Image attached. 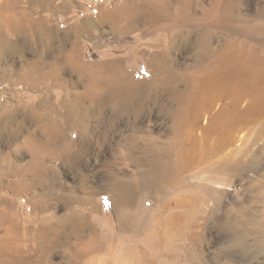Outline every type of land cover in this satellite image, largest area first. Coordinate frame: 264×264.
<instances>
[{
    "label": "bare ground",
    "instance_id": "1",
    "mask_svg": "<svg viewBox=\"0 0 264 264\" xmlns=\"http://www.w3.org/2000/svg\"><path fill=\"white\" fill-rule=\"evenodd\" d=\"M236 2L239 0H129L101 11V19L109 23L113 37L139 32L142 36H156L157 41H166L162 50L139 53L151 75L150 80H145L146 88L168 94L155 100L158 110L146 118H140L142 82L134 80L135 71L128 72V58L106 56L98 63L80 60L76 48L78 37L87 32L86 22L72 24L78 37L67 58L84 77L82 84L68 83L70 80L61 75L62 68L56 65L25 67V64V68L12 67V70L8 64L7 69L0 71V83L10 85H4L0 96L13 93L19 83L27 84L28 88H38L45 83L47 92L51 91L50 86L66 89L65 95L56 102L41 96L31 103L17 96L16 102L24 104L22 109H5L3 107L9 103L5 99L0 101V120L7 115L12 117L13 125L23 130L28 126L26 132L21 133L20 141L30 144L32 160L36 161L30 168L37 171L43 167L42 159L49 157L42 150L47 149L48 154L55 157L54 153L60 154L55 152L57 149L64 152L71 148L85 134L88 118L101 116L108 107L126 108L131 114L125 123L129 127L122 133L116 153L122 160L109 171V181L95 192L107 194L117 234L93 226L87 218L75 219L72 226L76 227L77 236L65 243L68 255L65 264H100L104 258L105 264H237L233 257L220 260L205 254L200 247L206 236L212 235V223L220 224L228 232V247L248 246L249 237L256 236L259 230L257 222L264 228V216L253 220L242 210V205L235 209L230 201L235 190L246 187L247 183L264 202V171L252 169L255 160L251 158L255 155L251 148H232V141L226 137L222 143L213 140L204 149L199 143L200 139L209 141L219 130L231 127L236 113L248 116L264 110L261 97L264 92V10L260 13L247 9L233 11ZM198 7L200 13L192 12ZM7 8L0 10L1 14L6 13L4 31L26 30L35 23L42 26L40 30L46 35H51L45 19L37 18L35 22L27 11L17 14L12 8L10 15ZM185 25L193 27L188 29ZM216 29L226 31L225 43L213 42L211 34ZM8 35H0V47L5 43L16 45L10 36L6 39ZM96 35L90 34L89 38L97 37L101 41ZM103 40L109 42L108 38ZM187 42L191 43L192 58L179 63L170 52ZM236 75L258 92L255 99H248L242 106L230 95ZM217 88L220 94L210 97L211 90ZM43 107L48 108L47 111ZM56 117L62 118L64 123ZM37 128L45 133V138L35 132ZM261 138L264 140V136ZM17 170H10L9 176L17 175ZM25 172L19 171L18 177L11 176L6 183L0 181V192L8 190L11 198L0 197L12 204L10 209L0 208L3 224L0 264H40L41 254L52 252L64 231L58 214L46 208L39 196L31 195V211L26 216L16 207L14 198L25 192L31 183ZM83 199L96 207L93 195ZM255 200L258 201V197ZM219 210H225L223 217L219 216ZM207 250L210 251L209 247Z\"/></svg>",
    "mask_w": 264,
    "mask_h": 264
},
{
    "label": "rangeland",
    "instance_id": "2",
    "mask_svg": "<svg viewBox=\"0 0 264 264\" xmlns=\"http://www.w3.org/2000/svg\"><path fill=\"white\" fill-rule=\"evenodd\" d=\"M127 1L129 0H13L14 5L11 4L8 6L9 14L12 8L13 13L17 14H21L24 10L27 11L30 14V19H34L35 22L37 18L45 19L47 25L49 24L48 26L51 29V31L49 30L51 35H46L44 30L41 31L42 26L40 28V26H37V24L32 22L31 23L35 26L32 25L29 28H26V30H17L13 33L11 31H5L6 35L10 34L6 36V39H9L10 36V38H13L16 41V45L13 46L5 43L3 47H0V71L7 69L9 65H11L10 68L12 70L16 67L22 68L25 64V67L56 65L62 68L61 75L65 76L67 80H70L68 83L78 82L79 84H82L84 77L76 71L67 58L71 46L76 42L78 37L77 33L74 32L71 27L72 24L76 22L79 24L86 22L87 32L83 34L84 36H81L83 38L78 37L81 40L78 39L77 43L79 45L77 44L78 46L76 48L80 60L84 63H98L106 56L128 58V72L133 74L135 71L134 80L142 82L141 85L143 89L140 93L143 95V112H140V118H146L150 113L158 110L155 100L166 97L168 94L163 93L160 90L158 91V89L150 90L146 88L147 82H145V80H150L151 75L148 72L146 64L140 59L139 53L143 52V50H162L166 47V41L164 39L157 41V39H155L156 36H142L139 32L124 35L123 37L119 36L118 38L113 37L112 33H110L109 23L101 19V11L104 9H110L114 5H119ZM136 1L140 2L141 0ZM263 4L264 0H239V2H236L235 7H233V11H243L247 9L252 13H260L264 10L262 7ZM2 7L3 5L0 0V8ZM192 12L197 14L198 12L200 13V7L197 9L193 8ZM185 27L191 29L193 25H185ZM90 34H97L102 38L101 41H99L97 37L92 40L89 38ZM103 38H108L109 42L104 43ZM123 38H125V41ZM211 38L214 43L217 41L223 43L224 41L226 42L228 36L226 31L216 29L212 32ZM18 39L19 41L17 42ZM18 43H22V45ZM190 44V42H187L186 44L182 43L181 46L173 49L170 52V55L179 60V63L191 60L192 47ZM4 85L8 86L7 83H0V90L5 87ZM23 85L19 83L14 86V90H12L13 93L8 91L12 94L6 93V95L0 96V101L5 99L7 104L9 103V106L6 105L7 107L5 106L3 108L10 109L15 107L22 109L21 105L24 104H18L16 102L17 96H19V98L23 96L22 99H29L31 103L40 99L41 96L44 99L48 97L50 102H56V100H60L66 93V89L56 86L55 88L54 86H50L51 91L47 92L46 89L48 85L45 83L40 85L41 88H28L27 84L26 86ZM67 89H70V87H67ZM211 92L212 94L209 95L210 97H216L220 94L218 88L217 90L212 89ZM256 93L258 92L253 91L248 81L240 79L237 75L235 76L230 90L231 99L234 102L237 101L238 104L242 106L248 99H255ZM261 97L264 98V92L261 94ZM44 108L45 107H43V109ZM47 109L48 108H45L44 110L47 111ZM236 114V120L231 127H225L226 129L223 128L219 130L216 137H213L209 141H207V139H200L199 143L204 149L208 147L213 140L214 142L222 143L223 139L226 137L227 140L232 141L230 146L232 148L236 147L237 149H245L246 147H250L252 154L254 153L255 155L251 160H255V163H257V165H255V163L253 164L254 167H252V169H260L264 171V140L262 139L264 136V110H262L261 113L258 112L257 114L255 113L248 116H240L238 115L239 113ZM130 115V112L126 108L115 110L112 107H108L104 109L101 116L88 118L86 120L87 130L85 131V134L81 139H78L75 145L71 148H67L64 152H60V150L57 149L55 152L60 154L56 155V153H54L55 157L48 154L47 149H44L45 152L42 150V153L49 157H44V159H42L41 163L44 164L43 167L38 169L40 172L30 168L35 164L34 162H36L35 160H32V149L30 144L20 141L23 139L22 136H20L21 133L23 135L28 126L23 130L20 126L18 127L10 122L12 121V117H6L7 115H4L3 117L1 116L0 172L3 174L0 173V181L6 183L7 179L12 176H9L8 173L15 168H18L16 171L18 176L19 171L20 173L26 171L25 174H27V178L29 179V182L31 180V183L25 192L14 198L16 207H19L22 215L26 216L31 211V204L29 202L30 198L33 195H37L43 205H46V208L54 210L56 215L58 214V219L60 223L63 224H61V226L64 231L59 235L57 239L58 243L53 247L54 249H52V252L41 254L39 258L40 264H65V260L68 257L66 253L67 247H65V245L69 241H72V239H75L77 229L72 225L77 221L75 220L77 218H87V221L92 223L93 226L96 225L100 229H110L113 235L114 233L117 234L114 229L115 219L107 200V194L104 193L98 195L95 192L102 188L103 183L105 185L106 182L109 181V173L116 165L120 164L118 162H121L122 160L116 153H118L120 148L121 135L123 132H126V129L129 127L125 125V123L128 118H131ZM56 118L60 123H64L63 120H61L62 118ZM62 125L66 126V124ZM35 130L36 133L45 138L46 135L45 133H42L43 131L40 128ZM260 138L262 140H260ZM24 165H26L25 168H23ZM17 175H13L12 177L16 178L18 177ZM259 179L262 178L259 177ZM245 184L247 189L245 185H243L242 188H237L234 194H232L230 200L231 206L236 209L238 206L242 205V210H245L248 213V216L251 215V219L259 220L261 215L264 216V202L262 203L260 201V195L256 194L257 191L255 188L252 189L247 183ZM2 195H4L3 198H11L10 192L6 189L3 190V192H0L1 197ZM87 195L94 196L96 207L93 208L91 204H87L84 200L85 198L83 199V197H86ZM1 197L0 208L4 207L10 209L12 204L5 202ZM257 197L258 201H256L257 199L255 200ZM6 203L7 205L9 203L10 206H7ZM224 212L225 210H219V216L222 215L223 217ZM62 215L63 217H59ZM65 221L67 222L65 223ZM259 223L260 222L256 223L258 224L257 226L259 229L257 230L262 232L260 233L257 231L255 234L256 236L249 237L248 246L233 245V247H228V243L226 242V240L229 239L228 232L222 228L220 224L212 223V235H207L205 232L207 236L201 243L202 245L200 244V247L204 249L205 254L209 253L212 257L219 258L220 260H224L227 256L233 257L235 261L237 260L235 262L237 264H264V228L261 229ZM2 231L3 224L0 221V233H3ZM72 231H74V233ZM64 233L65 235H62ZM68 234L70 236L67 237ZM64 236H66V239ZM69 238L72 239L69 240ZM208 247L210 249L209 252L207 250ZM79 261L80 260H78L77 263ZM242 261L245 262L243 263ZM105 262L106 259L104 258L100 261V264H105Z\"/></svg>",
    "mask_w": 264,
    "mask_h": 264
},
{
    "label": "crops",
    "instance_id": "3",
    "mask_svg": "<svg viewBox=\"0 0 264 264\" xmlns=\"http://www.w3.org/2000/svg\"><path fill=\"white\" fill-rule=\"evenodd\" d=\"M1 3H2L3 7L0 8V10H5L7 8L6 6H10L11 4H13V0H8L9 4L7 3V0H1ZM5 3H7V4L5 5ZM8 9H9V7L7 8V10ZM5 20H6V13H2V14L0 13V32H1L0 35H2V36L6 35V32L3 30V23ZM1 27H2V29H1Z\"/></svg>",
    "mask_w": 264,
    "mask_h": 264
}]
</instances>
